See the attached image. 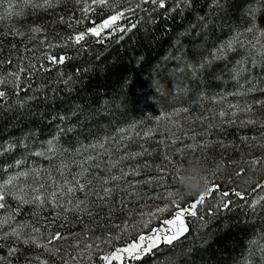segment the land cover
<instances>
[{"label":"trees","instance_id":"1","mask_svg":"<svg viewBox=\"0 0 264 264\" xmlns=\"http://www.w3.org/2000/svg\"><path fill=\"white\" fill-rule=\"evenodd\" d=\"M175 5L176 0H168L167 9L156 11H151L152 5H145L149 11H138L135 16L122 22L127 26L137 21L136 28L127 33H106L102 43L96 37L89 36L80 50H77L79 46L55 49L56 53L67 54L72 59L53 68L52 77L56 78L58 73L63 72L65 78L71 75L77 83L70 94L61 93L55 101H31L30 114L23 109L17 113L0 112V144L6 146L14 142L17 145L12 152L0 155V169L22 157H28L29 166L35 160L39 166L47 168L48 160L30 153L41 150V146H46L53 136L58 135L62 147L77 148L105 137H114L120 128L133 123L141 124L171 107H183L189 100H201L207 104L215 96L233 91L239 82L249 80L259 87L264 86V65L253 67L250 60L244 65L247 71L240 81L232 78V68L242 58L243 49L230 53L226 60L213 62L195 75L191 71L192 66L209 57L214 46L237 32L251 35L246 32L249 28L256 30L257 34L264 31V0H219L218 4L214 0H190L188 6L171 11ZM80 8L76 0H61L52 9H29L23 16L0 22V32L7 31L10 25L25 32H30L32 27L43 26L46 29L44 35L49 40L62 41L64 36L86 30L93 26V22L97 24L110 15V10L98 8L77 25L75 19H80L82 15ZM5 39L19 41L20 38L8 36ZM52 95L49 91V96ZM69 110H75L76 115L72 116ZM254 110L258 122L251 126L224 127L193 134L196 139L188 145L208 139L205 142L208 146L198 148L197 153L205 159L207 169L212 173L211 181L215 180L220 185V191L213 193L198 207L196 216L184 217L188 231L179 240L172 245L160 244L139 260L129 258L127 264H264V256L251 244L253 240L264 244V210L258 208L254 213L250 207L253 201L264 196V191H253L258 182L264 183V171L254 176L253 183L242 184V178L253 172L240 160L239 154L250 145L257 148V141L249 139H257L260 133L264 134V128L260 127L264 124V107H254ZM56 114H68L71 118L66 121L52 120L51 117ZM241 136L249 141H241ZM143 144L145 148L155 149L151 158L166 163L153 139L146 143L143 141ZM136 147L133 144L130 150L136 151ZM253 154L255 156L256 153L251 156ZM168 155L171 161L175 159L172 162H179L171 149ZM221 160L226 170L222 174L215 173V164ZM139 161L144 164L151 159L142 157ZM171 167L167 168L165 180L175 175ZM240 168L245 169V174L237 177L235 174ZM159 175L151 167L142 169L139 176L129 177L141 182L139 198H129L124 193L114 194L116 209L111 213L108 208L100 206L93 210L91 218L83 216L81 223L75 217H70L61 231L66 236L72 235L59 242L63 248L60 255H50L40 248L5 241L3 243L7 246L0 247V256H4L10 264H30L37 256L48 260L49 264H63L68 254H74L72 247L77 241L73 237L89 241L97 237L104 239L109 235L115 237L121 235L123 226L128 225L124 239H114L93 252L91 264H104L100 258L102 255L124 247L139 233L148 232L147 228L139 225L143 207H161L165 202L170 203L168 199L156 198L165 197L162 193L168 190H156L152 187L154 183L150 186L145 183L146 178L154 179ZM172 185L179 195L178 200L190 211L194 196L183 195L176 182ZM225 191L230 195L222 200L221 193ZM235 191L242 192L244 198L237 197ZM121 198L125 200L124 205L119 203ZM9 203L16 205L11 198ZM224 204H228V207H224ZM21 211L18 220L32 219L31 206L25 205ZM174 215L170 209L152 220L149 228L160 227L165 217L170 219ZM10 246L19 249L12 257H8Z\"/></svg>","mask_w":264,"mask_h":264},{"label":"snow or ice","instance_id":"2","mask_svg":"<svg viewBox=\"0 0 264 264\" xmlns=\"http://www.w3.org/2000/svg\"><path fill=\"white\" fill-rule=\"evenodd\" d=\"M60 2L61 0H0V22L11 21L14 17L23 16L29 9H52ZM76 3L81 5L82 13L80 19H75L77 25L88 19L89 14L94 13L98 8L110 10V15L99 24L93 22V26L86 30L64 36L62 41L49 40L47 35H44L46 29L43 26H35L30 32H25L16 28L15 25H10L7 31L0 32V112L17 113L23 109L30 114L31 101L47 103L49 100L55 101L61 93L70 94L77 80L71 75L65 78L63 72L53 78L51 70L70 61L72 57L67 54L60 55L54 51L55 49L79 46L77 50H80L87 43L89 36L96 37L102 43L106 33L130 32L138 26V22L134 21L127 26L122 22L135 16L138 11H149L144 7L145 5H152L151 11L167 9L168 0H76ZM189 3L190 0H176L175 8L171 11L186 7ZM214 3L218 4L219 0H214ZM69 27H72V24H69ZM246 32L251 35L237 32L230 39L214 46V51L207 59L191 67L193 75L215 61L226 60L230 53L237 52L238 49H243L242 58L236 61L232 68V78L237 82L247 71L244 65L249 63V60L253 67L257 64L264 65V31H259L257 34L256 30L249 28ZM8 36L20 39L9 41L5 39ZM238 87L240 91L222 95L214 102L223 103L228 95L264 92V86L257 87L251 81L248 82L247 88L239 83ZM49 91L53 94L52 96H49ZM255 104L264 107V100H257ZM253 107L252 104H227L226 108L219 109L217 115L222 122L235 123L234 119L227 118L236 117L240 112H252ZM69 111L72 116L76 115L75 110ZM189 111L188 108H180L172 113H164L156 117V125H159L161 121L170 124L165 132L168 133L167 140L173 146L182 139L177 132L183 130L182 124L174 118ZM70 118L68 114H56L51 117L52 120L59 121H66ZM240 123L256 124L257 121L250 118ZM208 127L211 128L214 125L209 124ZM260 127L264 128V124ZM138 128L139 125L133 123L126 128H120L114 137H105L103 140L77 148L62 147L59 144L58 135L53 136L46 142V146H41V150L30 153V155L48 160L50 163L47 168H42L35 160L31 161L29 166L28 157H22L6 168L0 169V247L7 246L3 243L5 241H14L16 244L30 245L43 249L44 253L58 256L63 251L59 242L67 240L72 235L70 233L66 236L61 231L67 226L70 217H75L77 222L81 223L83 216L91 218L93 210L100 206L108 208L109 213L113 212L116 209L113 196L117 193H124L129 198H139L141 182L130 180L129 177L139 176L142 169L155 167L156 160H153L151 164H141L139 167L133 164L127 169H125V164L128 161L137 162L142 156L155 154V149H147L140 142L146 143L151 140L159 129L155 126H148L138 131ZM161 135L164 133L162 132ZM189 139L195 140L196 136L192 135ZM138 143L139 151H129L133 144ZM159 143L165 144V147L168 146L164 140ZM207 146L208 144L202 142L186 144L177 151L181 154L186 150L195 152L198 148ZM16 147L14 142H9L6 146L0 144V155L5 152L10 153ZM261 147H264V143ZM165 159L172 163L169 157L165 156ZM245 163L250 164L253 169L264 171V157H256ZM156 170L162 175L147 183L165 180L167 169L157 167ZM179 170L180 166L176 167V174L173 177L175 181L178 179ZM244 174L245 169L240 168L235 175L241 177ZM208 184L206 192L194 196L189 206L190 211L175 198V191H167L166 198L170 204L157 207L155 211L149 210L142 213L141 227L147 228L148 232L139 233L124 247L102 255L101 260L104 264H116V262L127 264L129 258L139 260L144 254L157 249L160 244L172 245L188 231L184 217L186 215L196 216L198 207L211 198L213 193L220 191V185L215 180L208 181ZM256 190L264 191V183L258 182L253 191ZM234 194L241 199L244 198V194L240 191H235ZM229 195L227 191L222 192V200ZM9 198L16 201L15 206L9 203ZM262 201H264V196L252 202L250 207L254 213L258 208L264 210ZM119 203L124 205L125 200L121 198ZM25 205L32 207V219L18 220L17 217L22 214L21 210ZM224 207H228V204H224ZM170 209L175 213L172 219L165 217L160 227L149 228L152 220L158 219ZM44 213H49V215L45 216ZM144 217L147 219H143ZM128 230L129 226L125 225L121 228V235L115 237L109 235L104 239L97 237L93 241L73 237L77 241L74 247L78 248V251L75 254H68L67 258L63 259V264H91L94 251H98L103 244L112 243L114 239H124ZM251 244L264 256V244L258 240L251 241ZM18 250L16 246L8 247V257L14 256ZM0 264H10V261L0 256ZM30 264H49V262L37 256Z\"/></svg>","mask_w":264,"mask_h":264},{"label":"rangeland","instance_id":"3","mask_svg":"<svg viewBox=\"0 0 264 264\" xmlns=\"http://www.w3.org/2000/svg\"><path fill=\"white\" fill-rule=\"evenodd\" d=\"M100 22H102V21H100ZM99 23H97V24H99ZM189 67L190 66H188V68ZM248 81L249 80H247V82H244V81L239 82V84H243L244 87L247 88L248 87ZM257 87H259V86H257ZM240 90L241 89L238 87V84H236V87L234 88L233 91H231V92L229 91V92L219 94V95L215 96V98L212 99V101H209L207 104L203 103L201 100H194V101L189 100V103L183 107L182 106L171 107L167 111L160 112V114L156 115L155 117L147 119L143 123L138 124L139 125V128L137 129L138 131H140V130L144 129L145 127H148V126H155V127H158V129H159V131L154 134L152 139L155 141L156 145L159 147L158 153H159V155L161 154V156L163 157V161H166V163L162 164V162L156 161V166L154 168L156 169L157 167H159V168H166L167 169L168 167L173 166V167H171V171L174 170V172H173V174H174L176 167L181 166L180 164H182V163H183V165H187L191 159L198 158V159H201L205 163V159H203L199 155V153H197V150L195 152H193L191 150H186L182 154L179 153L177 150L180 148H183L186 144L191 143L192 139H189V137L193 134H198V133L202 134V133H206V132L213 130V129H221L224 127H241L242 128V127L253 125V124H241L240 121H246L250 118L255 120L256 112L254 110V107L259 106V105L255 104V101L264 100V92L257 91L254 93H249L247 95H228L227 99L225 101H223V103L214 102V100L219 99L222 95H226L227 93H233V92L240 91ZM227 104H242V105L243 104H252L254 107H253L252 112H249V113L240 112L237 114L236 117L229 116L227 119H229V120L234 119L236 122L235 123H227V122H222L221 119L219 118V116L217 115L219 109L221 107L226 108ZM180 108H188L190 111L188 113H182L181 116L174 118L182 124L183 130L180 132H177V135H180L182 137V139L180 140V142L178 141L177 144L173 146L170 144V141L167 140L168 133L165 132V129L169 128L170 124H168V122H166V121H161V123L159 125H156V117L159 115H162L164 113H172L176 109H180ZM202 117H206V119H202ZM209 124L214 125V127L209 128L208 127ZM173 131H175V130H173ZM162 132L164 133V135H161ZM258 137L259 138H257V139H255V138L249 139L251 141L252 140L257 141L256 146H258V147L254 148L255 147L254 145H250V146L246 147L245 152L240 151V153H239L240 158H241L240 160L245 162V161H251L253 158H256V157H264V153H263L264 147H261V144L264 143V134L260 133ZM161 140H164L168 146L165 147V144L159 143V141H161ZM207 140L208 139L206 138L202 143H205ZM240 140L241 141L245 140L246 142L249 141L244 136H241ZM258 141H260V145L258 144ZM140 143H143V141H141ZM136 146L137 147L135 150L139 151L140 150L139 143L136 144ZM170 149L175 153L176 158H178L179 162L175 161L176 163H174V162L169 163V160L165 159V156H167V157L169 156L168 150H170ZM129 151H131V150L129 149ZM133 152H135V151H133ZM252 153H256L255 156H254V154L251 156ZM262 153H263V155H262ZM142 157H140L139 159H141ZM147 157H150V159H151L149 164H151L152 161L155 160V157H152V158H151V156H147ZM174 160L175 159H172V161H174ZM128 162H129L128 164H125V169H127L128 166L133 165V164H136V166H138V167L141 165L139 160L137 162H133V161H128ZM246 164H247V167L253 172L251 174L253 177L255 175H257L258 173H260V170L253 169L250 166V164H248V163H246ZM261 172H263V171H261ZM206 173L209 177V181H211V177H212L211 171H209V169H206ZM159 174L162 175L161 172H158V175ZM174 176L175 175L170 177V179L153 182L154 184L153 183H147V181H152L153 180L152 178H146L145 183L149 186L153 184L152 187L156 190L159 189L161 191H163V190L169 191V189H170V190L174 191V189H173L174 186L172 185L173 183L176 182L173 179ZM132 180H134V178ZM171 182H173V183H171ZM166 192L162 193L165 195V199H167L166 198ZM175 198L178 200L179 195L176 194ZM164 204H170V203L165 202ZM164 206H161V207H164ZM156 208L157 207H149L147 205L145 207H143V211L140 212L141 219H142V213H146L149 210L155 211ZM153 209H155V210H153ZM172 218H170V219H172ZM143 219H147V217H144ZM139 225H142V221L140 222ZM72 248H73V251L75 254V252L78 251V248H76L74 246Z\"/></svg>","mask_w":264,"mask_h":264},{"label":"clouds","instance_id":"4","mask_svg":"<svg viewBox=\"0 0 264 264\" xmlns=\"http://www.w3.org/2000/svg\"><path fill=\"white\" fill-rule=\"evenodd\" d=\"M207 165L198 158L191 159L187 165L180 166L177 173L178 179L176 183L183 195L196 196L208 190L209 177L206 173ZM226 170L224 162L217 161L214 172L222 174ZM255 178L248 174L242 178V184L247 185L253 183Z\"/></svg>","mask_w":264,"mask_h":264}]
</instances>
